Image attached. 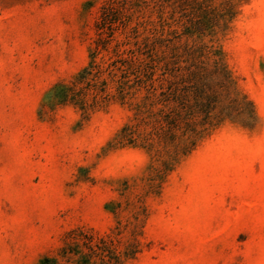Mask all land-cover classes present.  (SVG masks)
Segmentation results:
<instances>
[{
  "label": "rangeland",
  "instance_id": "rangeland-1",
  "mask_svg": "<svg viewBox=\"0 0 264 264\" xmlns=\"http://www.w3.org/2000/svg\"><path fill=\"white\" fill-rule=\"evenodd\" d=\"M108 2L155 72L83 108ZM0 264H264V0H0Z\"/></svg>",
  "mask_w": 264,
  "mask_h": 264
},
{
  "label": "trees",
  "instance_id": "trees-1",
  "mask_svg": "<svg viewBox=\"0 0 264 264\" xmlns=\"http://www.w3.org/2000/svg\"><path fill=\"white\" fill-rule=\"evenodd\" d=\"M103 12L99 18L97 23V38L95 40L96 44L91 52V61L88 67L84 68V70L80 73L79 77L73 82L72 86H62L60 88L59 94L62 99L65 101L69 99L70 94L73 100H77V98L84 104L83 108H87L90 106L89 102L86 99L87 92L86 90L93 89L94 91L90 93L92 96L93 103H97V99L100 96L101 98H107L112 93L108 90V79L107 77H103V75L108 74V78H111L112 81H115L116 88L118 93L125 97V93H128V87H132L128 82L129 75H127V69L122 65H119L118 62H122V64H129L132 67H136L135 73L141 72V67H143L144 74L154 75L155 65L154 59L150 62H146V59L142 57V54H146L149 52L148 46L145 50H142L138 41L136 44V48H132L130 46L131 41L129 39H117L112 37L113 30L116 25L117 19L113 17V14H117L119 12L118 7L115 6L114 2H108L103 7ZM112 14V15H111ZM107 29L111 30L108 31ZM112 41H115L114 45L111 46ZM110 48H112L113 56L110 55L108 58H102L101 60H97L99 54L106 51L110 53ZM148 56H151L149 54ZM117 70L120 71V77L117 75ZM153 70V71H151ZM138 76V75H137ZM122 77V78H121ZM96 79L100 80V87L97 90V83L93 82ZM128 86V87H126ZM71 92V93H70ZM136 133L135 129H132L130 132L131 138Z\"/></svg>",
  "mask_w": 264,
  "mask_h": 264
}]
</instances>
